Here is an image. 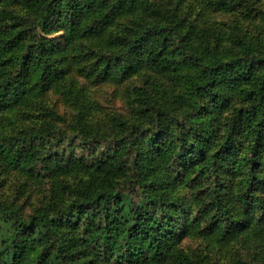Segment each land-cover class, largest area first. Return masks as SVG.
<instances>
[{
	"label": "trees",
	"instance_id": "1",
	"mask_svg": "<svg viewBox=\"0 0 264 264\" xmlns=\"http://www.w3.org/2000/svg\"><path fill=\"white\" fill-rule=\"evenodd\" d=\"M18 3H25L31 16L16 12ZM138 8L139 0H0V117L23 105L31 77L41 80L45 73L60 71L46 35L62 29L68 41L78 35L98 37L123 16H134ZM118 36L114 39L120 52L103 55L111 76L122 78L140 68L167 75L201 70L209 85L203 89L210 100L205 113L214 106L223 112L230 105L225 93L242 91L247 103L233 106L231 132L246 125L263 141L264 54L249 50L222 61L202 51L176 20L127 24ZM152 110L147 106L146 113ZM151 117L153 128L135 126L115 139L57 128L0 133V160L13 170L52 177L97 173L104 178L102 188L53 216L45 212L26 218L0 202V264H191L175 219L178 182L165 183L157 176L159 168L146 163L147 143L156 144L157 135L164 139L159 165L182 163L183 170L176 168L174 174L196 191L195 222L204 223L206 230L238 235V216L251 219L264 202L242 190L252 187L250 179H242L237 193L240 213L235 214L222 192L219 172H243L249 165L251 172L256 160L241 158L230 134L225 146L212 152L211 140L190 119L176 127L181 120L170 116L165 123L162 110ZM5 225L11 227L8 237L2 231ZM78 253L90 260L71 263V255Z\"/></svg>",
	"mask_w": 264,
	"mask_h": 264
},
{
	"label": "rangeland",
	"instance_id": "2",
	"mask_svg": "<svg viewBox=\"0 0 264 264\" xmlns=\"http://www.w3.org/2000/svg\"><path fill=\"white\" fill-rule=\"evenodd\" d=\"M14 8L21 15L31 16L25 3ZM138 9L134 16H123L98 37L78 35L68 41L62 29L46 35L60 71L53 75L45 73L41 80L31 77V91L23 105L0 117V133L57 128L91 138H123L135 126L153 128L151 116L162 110L167 124L170 116H175L181 120L175 122L176 127L187 119L198 125L211 140L212 152L223 148L230 134L239 147V156L256 160L251 172L250 165L243 172L220 170V186L230 210L240 213L237 193L242 179L252 183V187L242 190L264 202V139L257 140L246 125L231 132L233 106L247 103L242 91L225 93L230 105L223 112L214 106L210 113H205L203 107L210 100L203 89L209 85L201 70L167 75L140 68L130 69L121 78L108 73L109 65L103 59L104 54H117L122 49L114 39L119 37L122 27L135 26L142 20L180 21L202 51L211 52L222 61L249 50L264 54V0H139ZM147 106L153 108L151 114L146 113ZM155 140L156 144L147 143L146 163L159 168L157 176L165 183L178 182L174 192L179 197L174 203L175 219L183 231L181 246L191 264H264V206L251 213V219L238 216L242 229L236 236L225 235L218 228L206 230L204 223L198 224L193 218L197 210L195 189L174 174L176 168L183 170L182 163L174 167L166 162L159 165L163 161L159 149L164 139L157 135ZM103 182L104 178L97 173L28 175L0 160V202L8 203L26 218L45 212L49 216L58 214L60 209L83 200L94 188H102ZM2 231L8 237L11 227L5 225ZM70 259L71 263L90 260L80 253L72 254Z\"/></svg>",
	"mask_w": 264,
	"mask_h": 264
}]
</instances>
